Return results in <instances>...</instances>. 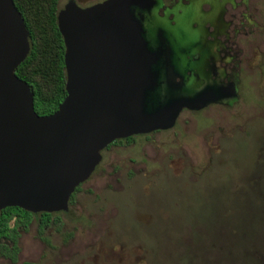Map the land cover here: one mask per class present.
<instances>
[{
	"label": "rangeland",
	"instance_id": "374dc122",
	"mask_svg": "<svg viewBox=\"0 0 264 264\" xmlns=\"http://www.w3.org/2000/svg\"><path fill=\"white\" fill-rule=\"evenodd\" d=\"M70 1L86 8L105 0H60L59 10ZM261 3L249 0L241 11L260 22ZM251 29L264 51V31ZM257 65L245 60L233 106L184 111L167 132L106 148L69 211L57 214L59 226L42 235L37 222L21 228L17 262L0 255V264H264V64Z\"/></svg>",
	"mask_w": 264,
	"mask_h": 264
},
{
	"label": "water",
	"instance_id": "95a60500",
	"mask_svg": "<svg viewBox=\"0 0 264 264\" xmlns=\"http://www.w3.org/2000/svg\"><path fill=\"white\" fill-rule=\"evenodd\" d=\"M160 2L70 1L60 10L67 97L42 116L16 74L31 51L29 31L14 0H0V212H68L115 141L170 130L184 109L223 103L218 89L187 78L183 42L155 23Z\"/></svg>",
	"mask_w": 264,
	"mask_h": 264
},
{
	"label": "flooded vegetation",
	"instance_id": "af4514ba",
	"mask_svg": "<svg viewBox=\"0 0 264 264\" xmlns=\"http://www.w3.org/2000/svg\"><path fill=\"white\" fill-rule=\"evenodd\" d=\"M243 5L249 9V0H161L154 9L155 12L153 11L155 23H163L160 25L164 28L168 24L171 35L183 42L189 60L187 78L198 82L200 77L203 89L213 87L221 92L223 103L210 104L206 108L213 105L231 107L236 104L240 99L238 90L242 84L245 60L248 63L255 61L259 66L264 64V51L260 47L261 35L251 29L254 25L255 29L264 31V0L259 7H254V13L261 23L251 15L243 13ZM247 19L254 21V24L247 22ZM246 40L248 53H245V45L242 44ZM201 72L205 75L201 76ZM232 93L237 98L230 101L228 99ZM184 111L196 112L184 109L175 127ZM167 131L169 130L157 132ZM134 139L135 136L123 139L122 142H131ZM115 144L118 143L112 145ZM103 159L102 155V161L96 170ZM21 228L23 227L18 229L19 235ZM38 230L40 231L39 227ZM229 245L235 246L237 243L231 242Z\"/></svg>",
	"mask_w": 264,
	"mask_h": 264
},
{
	"label": "trees",
	"instance_id": "16d2710c",
	"mask_svg": "<svg viewBox=\"0 0 264 264\" xmlns=\"http://www.w3.org/2000/svg\"><path fill=\"white\" fill-rule=\"evenodd\" d=\"M59 2L60 0H14L24 18L31 44V51L17 68L16 74L31 87L36 112L42 116L57 112L67 97L66 47L58 25ZM115 142L122 143V140ZM80 188L81 186L72 195L70 205L75 202ZM57 214L59 213L34 214L18 207L1 211L0 255L17 262L20 252L18 229H28L33 222H37L42 235L48 227L59 226L61 221Z\"/></svg>",
	"mask_w": 264,
	"mask_h": 264
}]
</instances>
